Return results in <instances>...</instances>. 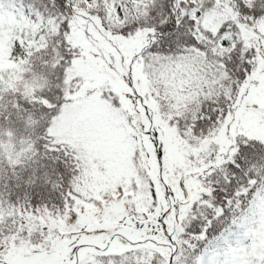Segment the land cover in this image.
Returning <instances> with one entry per match:
<instances>
[{"label": "snow or ice", "instance_id": "snow-or-ice-1", "mask_svg": "<svg viewBox=\"0 0 264 264\" xmlns=\"http://www.w3.org/2000/svg\"><path fill=\"white\" fill-rule=\"evenodd\" d=\"M0 264H264V0H0Z\"/></svg>", "mask_w": 264, "mask_h": 264}]
</instances>
